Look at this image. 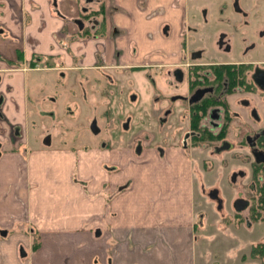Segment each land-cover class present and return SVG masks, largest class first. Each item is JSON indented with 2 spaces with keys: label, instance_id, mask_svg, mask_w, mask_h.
<instances>
[{
  "label": "crops",
  "instance_id": "obj_1",
  "mask_svg": "<svg viewBox=\"0 0 264 264\" xmlns=\"http://www.w3.org/2000/svg\"><path fill=\"white\" fill-rule=\"evenodd\" d=\"M100 1L107 20L140 38L137 53L147 57L156 46L145 48V37L173 19L176 0H0V95L16 109L1 120L6 133L27 126L40 84L23 69L32 55L62 52L67 66L94 63L98 40L77 39L72 20ZM113 51L106 44L107 62ZM10 145L0 156V264H197L188 181L159 174L156 162L127 147L96 142L22 155L23 145Z\"/></svg>",
  "mask_w": 264,
  "mask_h": 264
},
{
  "label": "flooded vegetation",
  "instance_id": "obj_2",
  "mask_svg": "<svg viewBox=\"0 0 264 264\" xmlns=\"http://www.w3.org/2000/svg\"><path fill=\"white\" fill-rule=\"evenodd\" d=\"M178 1L173 5L182 7L183 14L179 16L177 36L183 37L182 45L187 46L184 36L186 28L189 29L184 9L187 0ZM263 5L257 3V10ZM234 7L246 15L238 5V0H234ZM78 13L72 20L78 29L75 37L98 40L94 63L67 66L66 56L62 52L32 55L23 69L37 76L34 81L40 82V93L36 92L34 100L29 98L27 126L25 125L24 131L18 124L11 125L7 133L3 126L0 127V135L3 137L2 140L0 137V156L4 152V143L11 144L15 149L23 145L21 151L27 154L33 149H39L35 147H88V144L51 146L50 132L43 137L38 134L37 139L40 138L41 142L31 147L28 131L32 122L29 120L31 109L41 119L43 114L54 115L53 109L43 111L41 104L46 97L52 102L60 101L64 97L66 84L71 82L72 85L77 81L76 85L81 89L80 96L85 100L87 96L82 84L91 81L95 88L98 87L100 91L103 89L106 96L102 100H106V105L111 108L114 103L112 108L118 107L119 110L111 113L107 126L103 129L98 125V117L91 115L88 122L91 125L88 127L90 131L99 135L102 130L108 132L112 128L119 132L120 129H130L134 135L149 132L156 122L154 129L162 146L144 147L145 140H126L125 145L120 147L131 149L140 158L145 152H150L159 174L189 182L187 193L192 199L193 212L201 219L199 223H195L196 231L198 228L204 231L203 229L213 225L208 223V216H219L221 223L218 226L222 230L220 234L233 239L228 251L235 248L234 256L226 253L225 256L220 255L221 264H264V47L259 49L262 52L259 55H250L256 48V42H249L238 59H208L204 57L202 49L190 51L184 48L181 53L177 52L176 58L167 59L166 56L173 52L166 45L169 41H166L164 46L152 48L147 57H140L137 53L141 50L138 47L140 38H126L128 31L121 33L112 20H107L102 14L101 1L96 4L95 9L84 6ZM170 20L161 26L159 35L157 34L160 40L170 36L174 19ZM241 26L250 28L264 44V22L243 19ZM234 29L237 30L236 25ZM244 31L245 29L241 32ZM226 33L221 32L216 38L215 46L217 50L229 53L231 47ZM151 35L154 34L150 33L145 37L146 40ZM58 41L60 43L61 40ZM106 44H113L114 61L107 62L105 58ZM82 59L84 60L83 57ZM92 68L99 71L98 77L82 72V69ZM72 69H76L75 73L82 72L76 80ZM103 69H108L109 72ZM136 71L142 72L144 79L159 92V96L153 97L150 110L145 107L140 110L139 124L130 125L133 116L126 115L125 112L132 102L130 100L135 99L136 95L125 93L137 91L128 84L132 82L130 76ZM106 84L111 87V96L105 92ZM46 88H51V94H47L49 96H46ZM63 99L65 102L66 99ZM139 99L141 103V98ZM3 104L4 98L0 95V109ZM97 106L92 109H97ZM102 113H106V116L109 114L107 110ZM61 115L64 120V115ZM0 120L6 122L5 116L0 117ZM24 134H27V145L20 141ZM99 145L111 146L103 140ZM177 183L174 181V186ZM180 189L184 191L185 187ZM202 236L206 238L209 234Z\"/></svg>",
  "mask_w": 264,
  "mask_h": 264
},
{
  "label": "rangeland",
  "instance_id": "obj_3",
  "mask_svg": "<svg viewBox=\"0 0 264 264\" xmlns=\"http://www.w3.org/2000/svg\"><path fill=\"white\" fill-rule=\"evenodd\" d=\"M81 2V0H75V2ZM260 3L264 4L263 0H238V5L244 10V15L242 12H238L234 7V0H187L186 6L184 9L186 10V21L189 23V29L186 28V32L184 34L186 39V45H182V41L184 38L178 37V26L180 23L179 16L183 14L181 12L182 7L176 6L172 8V28L171 33L168 38L162 37L164 39L160 40V37L157 34L151 35L150 39L146 43L145 48L164 46L166 41L167 47L172 49L173 54L166 56L167 59H174L178 55L177 52L183 51L182 49H190L197 50L202 49L203 55L208 59H238L244 53L245 48L247 47V43L255 41L256 48L254 51L250 52V55H259L262 53L259 49L264 47L262 40H260L255 33H253L250 28H243L241 26V21L243 19L256 20L259 23L264 22V7H262V12L257 10L256 6ZM264 6V5H263ZM81 9V7H80ZM78 11V10H77ZM181 14V15H180ZM261 17L259 18V16ZM237 27V30L234 27ZM245 29L244 32H241ZM227 32L228 40L230 42L231 50L230 52H221L217 50L215 46L216 38L221 34V32ZM128 36L126 38H136L134 34H130L128 32ZM247 38V39H246ZM114 39V38H113ZM244 40V41H243ZM261 41V42H260ZM258 47V48H257ZM159 57V55L157 54ZM104 71L109 72L108 69H103ZM76 69H72L71 72L74 75L75 80L80 77V73L87 74L88 76H96L98 77V70L96 68L92 69H82V72L75 73ZM78 71V70H77ZM98 71V72H97ZM31 73L28 71V79L30 80ZM71 76V75H70ZM70 76H68L70 78ZM146 77V76H145ZM68 78V79H69ZM97 79V78H96ZM105 80V78H103ZM132 82H128L131 87L136 89L137 91H127V93H131V95H136V98L130 101L129 107L126 110L125 114H130L133 116L130 121V125L132 123L139 124V116L140 110L145 107L147 110H150L151 104L150 102L153 100L154 96H159V92L155 90V88L148 82L142 72L136 71L129 78ZM102 81L104 83L105 81ZM144 82H143V81ZM75 84L71 85V82H68L65 86V92L63 94L64 97L60 98V101L52 102V100L46 99L42 102L41 106L47 111L50 109L54 110V115H46L43 114V118H39L40 116L34 113L32 109L29 113V120L32 121L29 131L28 138L30 140V146L33 147L38 145L41 142V139H37L38 134L43 135L48 132L52 135L51 146H65V145H81L84 146L86 144H94L100 143L102 140L106 142V144H111L114 147H120L125 145L126 140H138L144 141L143 146L150 145L152 148L155 146H162L163 143L160 141L159 135H157L156 130L154 129L156 122H154L153 127L149 130V132H138L137 134H132L133 131L122 130L120 132L117 129H110L108 132L102 130L99 135H94L91 131V127L89 122V118L91 115H96L98 118V125L102 127H106V123L111 117V113L119 110L118 107H113L114 103H112L111 108L106 105V100H102V97L106 95L98 87L95 88L91 85V81L84 82L82 85L84 86V90L86 93L85 100L84 97H81V89L77 86V81ZM41 84L37 85L36 92H39ZM107 88L105 92L111 96L112 90L111 87L106 84ZM75 88V90L73 89ZM71 90V91H70ZM171 93V92H169ZM47 94H51V88H46V96ZM53 94H55L53 92ZM113 96V95H112ZM129 96V95H128ZM44 98V96H43ZM66 101L64 102V99ZM141 98V103L140 99ZM101 100L99 104L98 101ZM135 100V101H133ZM96 103H98L96 105ZM14 104H9L7 107L1 106L0 111L2 112V116L7 114H13L15 112L11 110L16 109L13 107ZM94 106H97V109H92ZM11 109V110H10ZM104 110H107L109 114L106 116V113H102ZM64 115V120L62 115ZM116 114V113H114ZM0 116V117H2ZM41 119L39 121V119ZM35 121V124H34ZM1 123V120H0ZM3 126V125H2ZM0 125V127H2ZM80 128V129H79ZM156 133V136L154 134ZM136 135V136H135ZM149 135V136H148ZM149 137V138H148ZM149 143V144H147ZM33 145V146H32ZM22 155L24 154L21 152ZM121 159L124 161H131L128 156H122ZM138 159H144L150 164H153L154 157L151 156L150 152H145L144 155ZM152 159V160H151ZM155 166V165H154ZM198 215L195 214V222L199 223ZM204 221V219H202ZM212 223L213 225L207 227L206 229L198 228L196 231L197 239L198 235V243L196 244V260L197 264H202V261H207V264H221L219 258L226 255H235V248L229 252L230 246L233 243V239L227 237L226 235L220 234L221 229H219L218 224L219 221L218 215H210L208 216V223ZM208 233L209 236L206 238L202 236V234ZM202 244V245H201ZM223 264V263H222Z\"/></svg>",
  "mask_w": 264,
  "mask_h": 264
},
{
  "label": "water",
  "instance_id": "obj_4",
  "mask_svg": "<svg viewBox=\"0 0 264 264\" xmlns=\"http://www.w3.org/2000/svg\"><path fill=\"white\" fill-rule=\"evenodd\" d=\"M0 233H1V234H2V233L4 234V233H5V231H4V230H3V231L1 230V232H0ZM21 253H22V254H25V251H24L22 248H21Z\"/></svg>",
  "mask_w": 264,
  "mask_h": 264
}]
</instances>
